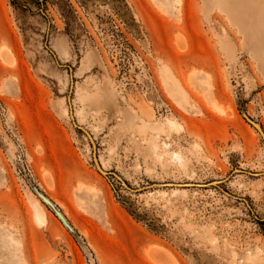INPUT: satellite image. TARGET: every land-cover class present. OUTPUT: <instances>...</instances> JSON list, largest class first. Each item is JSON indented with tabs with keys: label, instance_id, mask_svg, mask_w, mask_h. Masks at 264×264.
Here are the masks:
<instances>
[{
	"label": "rangeland",
	"instance_id": "obj_1",
	"mask_svg": "<svg viewBox=\"0 0 264 264\" xmlns=\"http://www.w3.org/2000/svg\"><path fill=\"white\" fill-rule=\"evenodd\" d=\"M244 115L264 132V0H0V264H264ZM213 180L240 199L149 187Z\"/></svg>",
	"mask_w": 264,
	"mask_h": 264
},
{
	"label": "water",
	"instance_id": "obj_2",
	"mask_svg": "<svg viewBox=\"0 0 264 264\" xmlns=\"http://www.w3.org/2000/svg\"><path fill=\"white\" fill-rule=\"evenodd\" d=\"M67 101H68V105H69V114H70V117H71V123L72 125L79 131L81 132L83 135H85L88 140H89V143H90V146L92 147V150H93V155H92V159H93V164L94 166L97 167V169L99 170V172H101L104 176H107L108 174H110L111 176H114L115 178H117L120 183L122 184L123 187H125L126 189L132 191V192H136L138 191L139 189H132L130 187H128V185L121 179L120 176H118L116 173L114 172H106V171H103L99 165V162H97V159H96V155H95V143L92 141V137L90 136L89 132L87 130H85L82 126L80 125H77L75 123V121L72 119V111L70 109V97L69 95H67ZM244 118L245 120L253 127L256 128V130L259 132L261 138H262V141L264 143V132L262 131V128L260 127V125L258 123H256L255 121H253L252 119H250L248 116L244 115ZM236 172H243L242 170L240 169H234L232 174L233 173H236ZM247 174L249 175H257V173H251V172H246ZM228 179V178H226ZM225 179V180H226ZM225 180H220V181H216V180H213V181H210L208 183H204V184H200V183H193V182H184V183H177V182H167V183H153L151 184L149 187H209V186H214V187H217L218 189H220L221 191H223L227 196H230L232 198H236L237 200L240 199L238 197H234L232 195H230L229 193L225 192L224 190H222L220 188V184L223 183ZM243 201H245L244 199H242Z\"/></svg>",
	"mask_w": 264,
	"mask_h": 264
},
{
	"label": "bare ground",
	"instance_id": "obj_3",
	"mask_svg": "<svg viewBox=\"0 0 264 264\" xmlns=\"http://www.w3.org/2000/svg\"><path fill=\"white\" fill-rule=\"evenodd\" d=\"M173 82V81H172ZM178 87V86H177ZM177 87H176V84H172L170 87H169V89H170V91H171V93L174 95V97L177 99V100H180L181 98H183V92H182V90H179V89H177ZM171 94V95H172ZM67 104H68V101H67ZM70 109H71V105H70ZM68 111H69V105H68ZM69 116H70V114H69ZM72 119H73V115H72ZM70 120H71V117H70ZM74 120V119H73ZM253 127V126H252ZM255 130H256V128L255 127H253ZM257 131V130H256ZM257 133L259 134V132L257 131ZM85 136V135H84ZM91 136V135H90ZM259 136H260V134H259ZM86 137V136H85ZM261 137V136H260ZM87 138V137H86ZM88 139V138H87ZM264 144V143H263ZM92 153H93V150H92ZM98 162V161H97ZM100 165V164H99ZM101 167V166H100ZM95 168L97 169V167L95 166ZM102 169V168H101ZM97 171L99 172V170L97 169ZM101 173V172H100ZM102 174V173H101ZM103 175V174H102ZM104 176V175H103ZM49 181V180H48ZM51 182V181H50ZM50 185V184H49ZM37 203L39 204V205H41V203H40V201L37 199ZM44 204V203H43ZM53 204H54V202H53ZM42 206V205H41ZM43 207V206H42ZM44 208V207H43ZM46 209V208H45ZM62 212V211H61ZM33 213V212H32ZM49 214H51L50 212H49ZM34 219H35V221L39 224V225H45V221L40 217V214L37 212V211H34ZM52 216V215H51ZM56 217V216H55ZM33 219V218H32ZM47 220V219H46ZM61 223V222H60ZM71 235V234H70ZM169 258V257H168ZM160 262V261H159ZM161 262H163V260L161 261Z\"/></svg>",
	"mask_w": 264,
	"mask_h": 264
}]
</instances>
